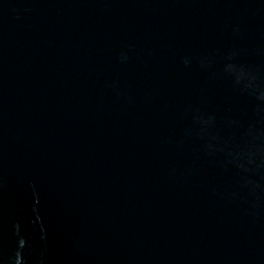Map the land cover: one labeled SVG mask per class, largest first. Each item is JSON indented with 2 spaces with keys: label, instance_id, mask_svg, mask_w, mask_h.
I'll use <instances>...</instances> for the list:
<instances>
[{
  "label": "water",
  "instance_id": "water-1",
  "mask_svg": "<svg viewBox=\"0 0 264 264\" xmlns=\"http://www.w3.org/2000/svg\"><path fill=\"white\" fill-rule=\"evenodd\" d=\"M0 264H264V0H0Z\"/></svg>",
  "mask_w": 264,
  "mask_h": 264
}]
</instances>
